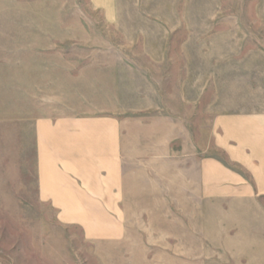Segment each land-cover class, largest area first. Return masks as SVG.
<instances>
[{
    "label": "rangeland",
    "instance_id": "1",
    "mask_svg": "<svg viewBox=\"0 0 264 264\" xmlns=\"http://www.w3.org/2000/svg\"><path fill=\"white\" fill-rule=\"evenodd\" d=\"M0 264H264V0H0Z\"/></svg>",
    "mask_w": 264,
    "mask_h": 264
}]
</instances>
